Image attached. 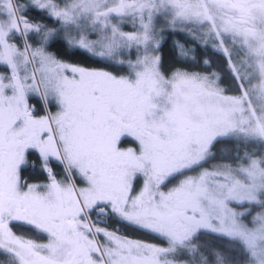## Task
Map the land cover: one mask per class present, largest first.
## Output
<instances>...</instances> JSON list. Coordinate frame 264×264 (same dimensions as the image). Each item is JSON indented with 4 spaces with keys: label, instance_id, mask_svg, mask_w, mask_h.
<instances>
[{
    "label": "snow or ice",
    "instance_id": "6c2138e0",
    "mask_svg": "<svg viewBox=\"0 0 264 264\" xmlns=\"http://www.w3.org/2000/svg\"><path fill=\"white\" fill-rule=\"evenodd\" d=\"M0 264H264V0H0Z\"/></svg>",
    "mask_w": 264,
    "mask_h": 264
},
{
    "label": "trees",
    "instance_id": "16d2710c",
    "mask_svg": "<svg viewBox=\"0 0 264 264\" xmlns=\"http://www.w3.org/2000/svg\"><path fill=\"white\" fill-rule=\"evenodd\" d=\"M173 39H177V37H174ZM163 56L165 60L169 63H172L174 61V54L172 50V39H169L167 41V45L163 48Z\"/></svg>",
    "mask_w": 264,
    "mask_h": 264
}]
</instances>
